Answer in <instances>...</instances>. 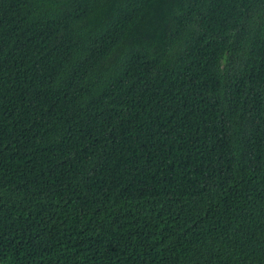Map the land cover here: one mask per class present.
<instances>
[{"label":"trees","instance_id":"16d2710c","mask_svg":"<svg viewBox=\"0 0 264 264\" xmlns=\"http://www.w3.org/2000/svg\"><path fill=\"white\" fill-rule=\"evenodd\" d=\"M0 262L264 264V0H0Z\"/></svg>","mask_w":264,"mask_h":264},{"label":"water","instance_id":"95a60500","mask_svg":"<svg viewBox=\"0 0 264 264\" xmlns=\"http://www.w3.org/2000/svg\"><path fill=\"white\" fill-rule=\"evenodd\" d=\"M0 264H4V263L0 262Z\"/></svg>","mask_w":264,"mask_h":264}]
</instances>
